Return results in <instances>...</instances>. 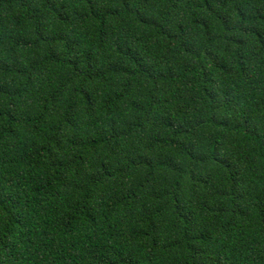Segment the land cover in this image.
Returning <instances> with one entry per match:
<instances>
[{"label": "trees", "instance_id": "1", "mask_svg": "<svg viewBox=\"0 0 264 264\" xmlns=\"http://www.w3.org/2000/svg\"><path fill=\"white\" fill-rule=\"evenodd\" d=\"M0 264H264V0H0Z\"/></svg>", "mask_w": 264, "mask_h": 264}]
</instances>
